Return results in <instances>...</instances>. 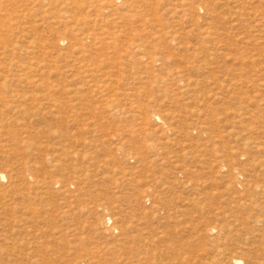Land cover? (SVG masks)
<instances>
[{
	"label": "rangeland",
	"instance_id": "rangeland-1",
	"mask_svg": "<svg viewBox=\"0 0 264 264\" xmlns=\"http://www.w3.org/2000/svg\"><path fill=\"white\" fill-rule=\"evenodd\" d=\"M0 264H264V0H0Z\"/></svg>",
	"mask_w": 264,
	"mask_h": 264
}]
</instances>
